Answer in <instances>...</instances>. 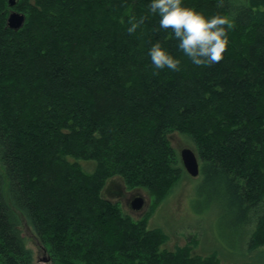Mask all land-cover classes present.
<instances>
[{"label":"trees","instance_id":"obj_1","mask_svg":"<svg viewBox=\"0 0 264 264\" xmlns=\"http://www.w3.org/2000/svg\"><path fill=\"white\" fill-rule=\"evenodd\" d=\"M20 1L26 22L13 31L0 0V264H36L22 218L53 264H221L164 248L149 215L134 220L116 201L126 187L151 206L165 199L182 177L174 134L193 140L199 202L221 205V242L264 247V0H185L232 21L209 66L184 56L149 0ZM132 16L145 19L129 33ZM157 41L180 71L153 69Z\"/></svg>","mask_w":264,"mask_h":264},{"label":"rangeland","instance_id":"obj_2","mask_svg":"<svg viewBox=\"0 0 264 264\" xmlns=\"http://www.w3.org/2000/svg\"><path fill=\"white\" fill-rule=\"evenodd\" d=\"M17 2L20 5L21 1L17 0ZM12 9L9 6V12ZM171 143L179 156L182 177L175 183L165 199L155 206H151L152 200L147 190H132L126 187L127 191L134 193L131 198L141 194L146 199V207L142 212L137 213L128 207L127 200L116 198L124 213L130 215L134 220H140L145 215H149L147 227L161 230L169 238L164 248L173 250L190 245L193 247L195 255L202 257L215 255L221 264H264V247L248 252L245 248V241L242 248H238L236 245L232 246L229 239L227 242L230 247L227 246V243L224 245L221 242L217 232L219 230L218 223L223 216L222 207L217 204L204 209L205 206L199 202V189L204 178L202 175L197 178L191 177L182 163V150L189 148L196 153L193 140L189 136L174 134L171 137ZM95 165L93 162H81L83 170L88 173L95 170ZM118 180L122 183L121 179ZM21 229L26 246L33 253L35 263L53 264L34 229L23 218Z\"/></svg>","mask_w":264,"mask_h":264},{"label":"clouds","instance_id":"obj_3","mask_svg":"<svg viewBox=\"0 0 264 264\" xmlns=\"http://www.w3.org/2000/svg\"><path fill=\"white\" fill-rule=\"evenodd\" d=\"M148 8L153 15L159 16V27L170 31L178 41V48L193 64L209 66L224 58L230 44L229 29L233 27L230 18L206 15L187 6L185 0H149ZM144 19V16L138 19L132 16L127 31L136 32ZM148 56L154 70H181V58L160 41L151 45Z\"/></svg>","mask_w":264,"mask_h":264},{"label":"water","instance_id":"obj_4","mask_svg":"<svg viewBox=\"0 0 264 264\" xmlns=\"http://www.w3.org/2000/svg\"><path fill=\"white\" fill-rule=\"evenodd\" d=\"M16 4L17 0H9V6L11 8H14ZM25 22L26 16L12 9L7 19V26L13 31H19L21 28H23ZM181 159L186 172L193 178L199 177L200 162L195 152L189 148H185L181 152ZM144 204L145 200L141 197H138L132 203V209L134 211H142L144 208Z\"/></svg>","mask_w":264,"mask_h":264},{"label":"flooded vegetation","instance_id":"obj_5","mask_svg":"<svg viewBox=\"0 0 264 264\" xmlns=\"http://www.w3.org/2000/svg\"><path fill=\"white\" fill-rule=\"evenodd\" d=\"M14 10V9H13ZM15 11V10H14ZM111 186L113 187V189L115 190V189H117V186L115 185V184H111ZM126 196H127V198H126V200H127V205H128V207L130 208V209H132V203L137 199L136 197H141V198H143L145 201H146V199L143 197V196H141V194H138L135 198H131L132 196H134L133 194H126ZM129 198V199H128ZM132 199V200H131ZM125 200V199H124ZM125 200V201H126ZM146 205V203L144 204V208L146 207L145 206ZM144 208H143V210H144ZM133 210V209H132ZM142 210V211H143ZM134 211V210H133ZM142 211H135V212H137V213H140V212H142Z\"/></svg>","mask_w":264,"mask_h":264}]
</instances>
